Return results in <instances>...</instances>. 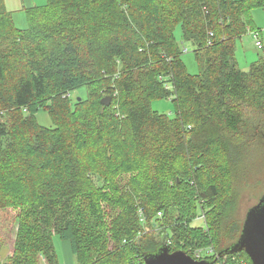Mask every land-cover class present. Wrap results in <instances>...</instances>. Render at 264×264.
<instances>
[{
  "label": "trees",
  "instance_id": "trees-1",
  "mask_svg": "<svg viewBox=\"0 0 264 264\" xmlns=\"http://www.w3.org/2000/svg\"><path fill=\"white\" fill-rule=\"evenodd\" d=\"M258 7L45 0L22 8L19 27L0 0V231L17 211L0 264H62L56 237L76 264H145L163 243L206 264H254L230 248L242 193L264 183V58L245 70L236 57ZM167 98L172 115L153 107Z\"/></svg>",
  "mask_w": 264,
  "mask_h": 264
},
{
  "label": "rangeland",
  "instance_id": "rangeland-1",
  "mask_svg": "<svg viewBox=\"0 0 264 264\" xmlns=\"http://www.w3.org/2000/svg\"><path fill=\"white\" fill-rule=\"evenodd\" d=\"M45 0H7V6L10 10H14V20L17 26L26 27L28 25V17L23 7H28L30 5H40L43 4ZM21 9V10H19ZM19 10V11H18ZM248 18L251 19V25L255 30L259 31L260 37L263 40L264 44V7L254 8L249 12ZM176 36L181 43V45L187 49V52L184 53L183 57L187 65V69L190 73H200L202 71V66L195 60L193 54V44L191 42L184 41L182 39V32L180 26L175 30ZM236 57L238 65L241 69H245L246 62L249 69L251 63L260 58H264V48L259 49L256 47L254 38L250 32L245 34L242 38L237 39L236 41ZM247 70V69H245ZM86 88H81L73 91L71 93L72 97H76L80 94H84ZM153 107L159 110L165 111L166 113L173 114V103L167 98L161 101H155ZM38 121L44 126H53L52 118L46 111H39L37 114ZM264 176V170H263ZM264 196V183L259 184L253 179L249 181L246 191L242 193L240 199V211L241 215L245 218L248 211L255 206L259 200ZM16 212L14 209L10 210L8 213L9 217H12L10 224H6L4 228L0 231V238L4 244L3 255H7L8 252L11 253V246L14 239V228H15V217ZM201 223V222H199ZM56 247L59 258L62 264H76V259L74 254L71 251L70 244L67 240H61L59 237H56ZM65 242V243H64ZM6 253V254H5ZM203 253H200V258L202 259ZM216 264H219V260L216 261Z\"/></svg>",
  "mask_w": 264,
  "mask_h": 264
},
{
  "label": "water",
  "instance_id": "water-1",
  "mask_svg": "<svg viewBox=\"0 0 264 264\" xmlns=\"http://www.w3.org/2000/svg\"><path fill=\"white\" fill-rule=\"evenodd\" d=\"M111 96L102 102L111 103ZM231 250H245L254 264H264V196L247 213L242 232ZM145 264H206L183 250L171 251L168 244L160 245L158 251L144 256Z\"/></svg>",
  "mask_w": 264,
  "mask_h": 264
},
{
  "label": "built area",
  "instance_id": "built-area-1",
  "mask_svg": "<svg viewBox=\"0 0 264 264\" xmlns=\"http://www.w3.org/2000/svg\"><path fill=\"white\" fill-rule=\"evenodd\" d=\"M249 32L251 33V35L254 38V42H255L256 47L259 48V49L263 48V43H262V40L260 38L259 32L258 31H253V30H249ZM201 252L202 251H199V250L195 251V254H194L195 258L199 259Z\"/></svg>",
  "mask_w": 264,
  "mask_h": 264
},
{
  "label": "crops",
  "instance_id": "crops-1",
  "mask_svg": "<svg viewBox=\"0 0 264 264\" xmlns=\"http://www.w3.org/2000/svg\"><path fill=\"white\" fill-rule=\"evenodd\" d=\"M247 62H248V61H247ZM247 62H246V66H245V69H247V68H248V67H247V66H248V65H247ZM253 62H254V61H253ZM253 62H252V63H253ZM64 243H65V242H64ZM69 244H70V243H69Z\"/></svg>",
  "mask_w": 264,
  "mask_h": 264
}]
</instances>
